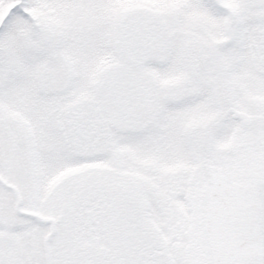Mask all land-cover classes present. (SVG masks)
Returning <instances> with one entry per match:
<instances>
[{
    "label": "snow or ice",
    "instance_id": "obj_1",
    "mask_svg": "<svg viewBox=\"0 0 264 264\" xmlns=\"http://www.w3.org/2000/svg\"><path fill=\"white\" fill-rule=\"evenodd\" d=\"M0 264H264V0H0Z\"/></svg>",
    "mask_w": 264,
    "mask_h": 264
}]
</instances>
